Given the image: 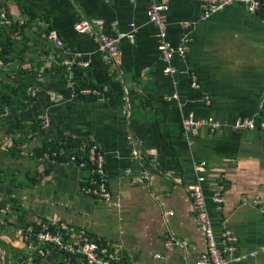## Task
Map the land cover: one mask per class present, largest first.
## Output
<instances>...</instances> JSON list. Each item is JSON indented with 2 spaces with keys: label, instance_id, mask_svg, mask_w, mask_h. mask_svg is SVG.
<instances>
[{
  "label": "crops",
  "instance_id": "crops-1",
  "mask_svg": "<svg viewBox=\"0 0 264 264\" xmlns=\"http://www.w3.org/2000/svg\"><path fill=\"white\" fill-rule=\"evenodd\" d=\"M158 1L169 8L167 43L177 47L187 32L192 40L185 57L169 65L147 22L153 0H0L2 20L6 12L19 28L12 35L16 60L0 62V79L28 84V98L17 99L22 107L0 119V264H64L63 254L25 232L47 225L67 227L72 245L87 238L131 264L194 262L205 240L187 186L202 161L205 211L217 240L230 229L238 256L264 250V214L242 206L243 199H264V131L231 128L236 120L264 116V0L257 13L236 4L208 20L201 0ZM80 21L107 38L115 37L113 24L122 33L136 26L134 45L118 43L120 68L102 60L96 36L76 32ZM49 30L58 32L63 49L43 38ZM78 86L100 93L81 94ZM44 116L51 121L47 129ZM187 117H212L225 126L216 133L203 128L189 143L182 131ZM68 139L103 153L119 208L86 194L90 170L74 155L54 163L37 152ZM134 147L142 161L133 158ZM143 170L150 179L139 185ZM219 175L226 191L217 210L212 191ZM170 240L185 246L167 249ZM231 264H264V253Z\"/></svg>",
  "mask_w": 264,
  "mask_h": 264
},
{
  "label": "built area",
  "instance_id": "built-area-1",
  "mask_svg": "<svg viewBox=\"0 0 264 264\" xmlns=\"http://www.w3.org/2000/svg\"><path fill=\"white\" fill-rule=\"evenodd\" d=\"M202 6L205 9L204 19L208 20L216 13H219L224 8L241 4L245 9L251 13H257L261 10V2L259 0H201ZM169 8L163 1L153 0V4L148 8L146 12L147 22L154 26L157 30V44L159 46V53L162 62L165 65H169L174 57L183 59L191 43L190 32H187L182 38L180 44L173 48L166 41L167 30V17L166 14ZM4 20V18H3ZM185 29H189L190 25L184 24ZM76 32L79 34H85L89 36H96L91 28V25L86 21H80L76 27ZM114 38H107L106 36H96L98 41V52L102 60L112 65L114 68H120L122 66L123 54L118 48V43L122 40H129L130 44H135V33L137 28L134 24L129 26L130 31L128 33H122L119 31L118 25L113 24ZM43 38L55 45L57 49H63V43L60 40L59 34L55 30H49L43 35ZM80 66H86V64L79 63ZM167 72L171 69L168 67ZM197 87L198 84H192ZM81 94H92L97 96L100 93L98 89L81 88L79 89ZM262 108H264V99L262 101ZM51 121L49 116L42 118V127L47 129L50 127ZM225 125L220 121L208 117V118H194L187 117L182 120V131L187 141L190 143L193 137L199 135L201 129H209L211 133L218 132ZM235 131L250 129L254 130L260 128L264 131V116L263 119H240L236 120L231 126ZM78 151L86 157V160L91 164L90 178L85 189L86 194L90 197L99 199L107 204H112L119 208L120 204L112 196L109 186H107V177L104 166V155L100 149L94 144H85L78 148ZM132 156L137 161H142L141 152L137 147H134ZM80 166H86V162H80ZM206 162L202 161L194 166V170L198 173V177L195 183L187 186L188 194L192 200V206L194 212L198 216V222L200 230L202 231L205 240V251L194 262H183L175 264H231L239 263L242 260L249 258H256L264 250L256 251L251 255L244 257L238 256L236 249V238L230 229H224L220 241L217 240L213 233L211 221L206 215L205 200L203 195V184L205 177L203 173L205 171ZM150 179V173L148 170H143L140 177L135 178V182L139 185H144ZM225 191L226 182L223 175H219L215 181L214 189L212 191V204L217 210L225 204ZM250 205L257 208L264 214V199L255 200L254 202H247L246 199L242 200V206ZM173 213H167L166 216L170 217ZM67 227L61 226L57 229H53L50 225L44 226L41 230L29 228L25 230L27 236L36 242L38 245L52 247L58 250L64 255V264H131L128 258H121L114 252H111L110 248L87 238H83L80 244L72 245L66 239ZM179 245L181 249L185 244L170 240L166 243V248L169 249L172 246ZM156 258H159L156 256ZM23 264V263H21Z\"/></svg>",
  "mask_w": 264,
  "mask_h": 264
},
{
  "label": "trees",
  "instance_id": "trees-1",
  "mask_svg": "<svg viewBox=\"0 0 264 264\" xmlns=\"http://www.w3.org/2000/svg\"><path fill=\"white\" fill-rule=\"evenodd\" d=\"M4 15L5 19L2 20L0 13V62L3 66H5L6 63H14L16 60L17 42L15 38L12 40V35L16 34L19 29L17 25H13V21L9 20L6 12ZM19 74L25 75L26 73L19 71ZM27 87L28 84H8L3 80V78L0 79V119H2L3 114H5L6 111L16 112L22 107V104H17V99L20 97L23 99L28 98ZM81 87L82 86H78V88ZM79 146V143L75 140L68 139L63 144H45L37 152L40 156H50L53 160H55L54 163L58 161L65 162L69 160L72 155H74L78 163L85 161L87 164L86 166L91 169V164L86 160L84 154L78 151ZM60 149H63V155L60 158L55 156L53 157V154ZM36 230L39 231L41 228Z\"/></svg>",
  "mask_w": 264,
  "mask_h": 264
}]
</instances>
